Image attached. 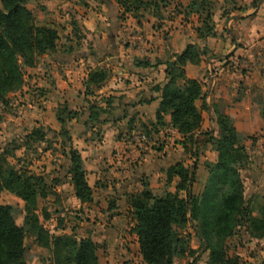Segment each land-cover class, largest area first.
<instances>
[{
	"label": "crops",
	"instance_id": "obj_1",
	"mask_svg": "<svg viewBox=\"0 0 264 264\" xmlns=\"http://www.w3.org/2000/svg\"><path fill=\"white\" fill-rule=\"evenodd\" d=\"M219 1L221 6H216L215 16L223 24L216 23V36L206 39L197 36L196 29L201 26L199 16H185L181 10L175 18L166 17L164 12L158 17L151 15L149 23L144 17L125 13L117 0H87L100 2L97 11L78 0H31L29 4L39 22L62 24L66 28L58 30V51L43 55L34 68H29V84L20 93L24 98L37 95L39 125H51L55 130L61 129L59 108L67 105L74 111L85 110L83 122L72 120L67 125H71L69 135L82 156L94 198L82 203L74 195L68 174L70 162L64 153L60 155L64 158L63 188L58 190L65 191V185H69L72 200L90 217L83 223L82 238H90L102 246L103 264H146L138 238L131 231L127 198L145 176L157 183L163 181L167 170L181 162V154L185 155L181 143L170 142L172 137L165 138L166 142L158 149L150 138L143 146L133 138L138 130H148L156 137L165 128L176 132L170 126V116L166 117L165 126L154 124L162 100L159 87L168 81V62L191 43L203 44L210 52L207 65L188 63L185 70L187 77L207 85H204L205 100L212 128L217 125L212 116L213 106L229 115L232 105H239L242 87L252 91V83L260 82L255 76L223 72V67L213 75L211 67H220L232 51L236 57L258 64L264 60V40H260L262 32L258 28L262 7L253 8L254 0ZM77 27L82 30H76ZM95 69L107 70L109 77L100 85H92L87 93L85 82ZM105 99L110 100L108 106ZM95 102L109 112L102 117L105 123L98 125V134H95L97 127L87 125ZM47 117L49 121L45 122ZM63 148L68 150L66 146ZM62 195L66 199V193Z\"/></svg>",
	"mask_w": 264,
	"mask_h": 264
},
{
	"label": "trees",
	"instance_id": "obj_2",
	"mask_svg": "<svg viewBox=\"0 0 264 264\" xmlns=\"http://www.w3.org/2000/svg\"><path fill=\"white\" fill-rule=\"evenodd\" d=\"M28 1L0 0V101L23 87L24 67H35L40 57L59 49L58 30L36 20L27 6ZM117 1L125 12L135 16V12L143 6H154L153 12L158 16L161 6L166 5V2L160 5L158 0ZM215 8V0H191L187 5H181V13L185 16H199L201 26L196 29L199 39L216 36ZM223 14L227 15V10ZM199 52V47L191 43L183 52L175 55V60L168 62V81L159 87L162 100L154 124L163 127L166 125V117L170 116V126L184 137L185 151H189L188 141L198 149L202 141L200 137H209L204 142L214 146L218 158L214 164H206L209 177L201 196L191 193V171L182 162L171 166L166 173L168 182L174 176L179 177L176 192L157 196L145 182L143 191L128 196L131 231L138 238L140 253L146 264H175L176 258L188 254L193 256L195 251L189 246V236L177 228H186L200 216V236L211 250L207 264H239L237 259L228 258L223 240L232 233L235 222H240L246 215L253 228L264 235V208L261 210V218L253 217L252 207H247L245 203L239 166L246 161L247 152L243 145H237V130L231 118L213 106L219 135L202 130L203 111L209 108L205 100L204 83L187 77L185 70L188 63L200 64ZM108 77L109 72L105 69L91 71L85 82L87 93L91 92L92 85H100ZM104 102L107 106L110 104L109 99ZM95 103L87 120V125L91 124L92 127L105 123L102 117L109 113L101 103ZM77 112L68 107L58 111L63 132L57 136L61 137L62 146L68 148L63 153L70 162L68 174L75 196L82 203H87L93 200L94 189L88 183V173L80 151L73 146L69 130L65 128ZM32 134L37 141H45L41 128L34 129ZM46 188L47 184L41 176L18 170L10 166L6 159L0 161V195L6 189L19 196L25 202L26 210L24 224L19 225L12 215L11 207L0 203V264H28L25 259L26 239L30 233L35 235L40 245L51 249L56 264H99L98 243L90 238L78 239L73 234L51 235L45 229L37 210L38 197L47 196ZM215 198L219 199L216 201ZM46 217L49 218V214ZM192 264H196V261Z\"/></svg>",
	"mask_w": 264,
	"mask_h": 264
},
{
	"label": "rangeland",
	"instance_id": "obj_3",
	"mask_svg": "<svg viewBox=\"0 0 264 264\" xmlns=\"http://www.w3.org/2000/svg\"><path fill=\"white\" fill-rule=\"evenodd\" d=\"M78 1L81 5L92 7V11H97L101 8L100 2L88 3L87 0ZM190 1L191 0H158L157 2H159L160 5L166 2L165 6H161L162 14L164 12L166 17L175 18L178 16L177 13L181 10V5H187ZM215 1L216 6H221L219 0ZM226 1L230 2L231 0ZM30 2L31 0L27 3L29 9H31L29 7ZM251 6H253V8L262 7L258 19V28L262 32L260 40H264V0H254ZM153 7L154 6H143L142 9L135 12V14L137 17H144V20H148L150 23L148 17L156 15L153 12ZM31 10L36 20H38L34 10ZM128 14L135 16L132 13ZM229 16H231V13ZM125 19L126 18H124V20ZM215 19L217 24H223L217 19V16H215ZM43 24L50 25L56 30H64L66 28L62 24L58 25L51 22H45ZM141 24L143 26L142 22ZM156 24L159 25L157 22L155 25ZM76 30L82 29L77 27ZM133 30L143 29L133 27ZM194 44L199 47L201 56L200 64L203 63L207 65L209 62L208 54L210 52L205 49L206 47L203 44ZM213 56H215V54ZM226 60L227 61L220 65V67H218V65L211 67L214 76H216L215 74L223 67V72H228L229 74L239 72L250 78L255 76V79H260L259 84L255 81L252 83V87H250L252 91H247L246 86L242 87L243 91L240 92L239 105L238 107L237 105H232L229 117L237 130V145H243L247 152L246 161L239 166L240 175L244 184L245 203L247 207H252L251 211H253L251 216L261 218V210L264 208V60L260 61L258 64L256 61L252 62L243 57H236L233 51L227 54ZM29 68L30 67H24L23 69V87L16 92L9 93L5 100L0 101V161L6 159V162L10 166L18 170H25L37 174L45 180L48 187L46 188L47 196L38 197L37 212L45 229L48 230L51 235L61 233L73 234L76 238L81 239L83 236V223L87 222L90 217L87 216V213L83 210L81 205L75 204L72 200L69 185H65V191H63V189H61V191L58 190L59 187L63 188L61 187V174L64 166V158L60 155H63L64 149L60 142V137L57 135L63 132V130H61L62 128L55 130L51 125H39L41 124V117L38 112L40 109L39 98L36 97V94H31V96L24 98L20 93L24 86L29 84ZM204 85L206 84L204 83ZM205 87H207V85ZM205 90H207V88ZM66 107L68 106L66 105ZM62 108H59V111ZM212 116L216 118L215 115ZM203 117L204 125L202 130H209L213 132L215 136H218V125H215L214 128L209 125L210 116L207 111H203ZM84 119L85 110H81L76 113L73 120H80V122H83ZM48 121L49 118L47 117L45 122ZM98 125L99 124L94 125V128L97 127L95 134H98ZM70 127L71 125L68 124L65 128L72 131ZM39 128L43 130L45 135V141L43 142L37 141L36 136L32 134L34 129ZM175 130L176 132L174 133V131H169L168 128H165L157 137L150 131L138 130L137 133H145L151 141L155 142L153 146L156 149L160 148V145L166 142L165 138L167 137H172L170 142L181 143V152H183L182 150L185 152V157L181 154V162L189 168L191 177L193 178L191 193L201 196L209 177V168L206 164H214L217 161L218 152L210 142H204V139L208 140L209 137L204 138L203 136L200 137L202 141H200L198 149L192 146L188 141L187 145L189 151H185L184 137L177 129ZM54 133H56V135H54ZM173 133L175 134L174 137ZM58 159L62 161L58 162ZM166 173L164 180L158 183L145 176L139 181L138 187H136L131 194H137L143 191L145 189V182L152 193L157 196L165 195L167 192H176V187L180 180L179 177L174 176L172 180L168 182ZM152 183L154 186H152ZM64 193H66V199H64L62 195ZM215 199L217 201L219 198ZM0 203L11 207L12 215L17 224H24L26 216L25 202L19 196L4 189L0 195ZM46 214H49V218L46 217ZM247 217L246 215L240 222H235L232 233L223 240V248L228 258L237 259L239 264H264V235L253 228V225H251ZM201 222L202 217L200 216L197 221L189 223L186 228L181 230L177 228L178 231L189 236V246L195 253L193 256L188 254L184 257L176 258L175 264H192L193 261H196V264L208 263L211 250L208 248L205 240L200 236L199 226ZM98 258L99 264H103L105 257L101 245L98 250ZM25 259L28 264H56L51 249L40 245L35 235L32 233H30L26 239Z\"/></svg>",
	"mask_w": 264,
	"mask_h": 264
},
{
	"label": "built area",
	"instance_id": "obj_4",
	"mask_svg": "<svg viewBox=\"0 0 264 264\" xmlns=\"http://www.w3.org/2000/svg\"><path fill=\"white\" fill-rule=\"evenodd\" d=\"M234 64V63H233ZM235 65V64H234ZM171 131H174V129H170ZM134 140H136L141 146L146 144L148 142V136L145 133H136L134 135Z\"/></svg>",
	"mask_w": 264,
	"mask_h": 264
}]
</instances>
